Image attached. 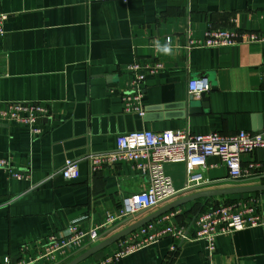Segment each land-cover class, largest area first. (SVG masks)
<instances>
[{"label": "crops", "instance_id": "1", "mask_svg": "<svg viewBox=\"0 0 264 264\" xmlns=\"http://www.w3.org/2000/svg\"><path fill=\"white\" fill-rule=\"evenodd\" d=\"M0 13L6 15L0 103H43L51 115L38 119L41 133L35 137L24 126L0 123V159L26 175L16 181L0 170V264L4 257L12 263L35 258L45 238L62 235L70 223L83 230L100 225L106 215L118 214L122 195L147 187V177L130 163L91 171L87 157L113 152L119 135L142 130L260 133L252 130L258 124L264 131V47L184 48L188 35L200 40L208 27L264 34V0H0ZM154 60L163 70L146 74L143 115L125 113L126 65ZM198 78L210 83L207 108L199 99L187 103V83ZM67 160L78 161L75 180L60 175ZM240 160L243 167H260L233 181L219 159L211 157L198 189L190 191L185 165L164 164L175 196L114 226L103 239L193 193L264 185V151L243 154ZM239 200L264 209L263 192L201 199L164 216L191 238L202 210ZM114 249L113 244L80 264H96ZM117 264H264V227L216 237L212 254L204 241L164 238Z\"/></svg>", "mask_w": 264, "mask_h": 264}, {"label": "built area", "instance_id": "2", "mask_svg": "<svg viewBox=\"0 0 264 264\" xmlns=\"http://www.w3.org/2000/svg\"><path fill=\"white\" fill-rule=\"evenodd\" d=\"M5 19L6 15L0 13V38L4 35ZM252 43L264 47V34L242 31L234 27H208L200 40L188 35L184 48H221ZM162 70L163 64L157 60L151 63L133 61L126 65L125 73L129 79L121 96L125 113L139 117L143 115L141 99L146 74L155 75ZM210 88V83L205 78L193 79L187 83L188 94L195 99H199L201 94L208 93ZM50 116V108L47 104L0 103V123L24 126L33 137L41 133L37 124L38 119ZM258 149L264 151V131L260 133L238 131L232 135H223L215 131L191 134L181 130L161 132L142 130L119 135L113 152L87 157L91 171L97 173L116 163H130L147 177V187L136 193L122 195L118 214L106 215L100 225L83 230L75 223H70L62 235H48L45 238L43 251L35 258L12 263L9 257H4L1 264H37L39 262L52 264L60 258L66 259L71 252L75 254L83 247L96 245L105 237L100 238V236L114 226L134 218L142 211L157 207L176 194L171 180L163 172L164 164H184L187 173L186 188L191 189L201 184L202 172L211 157L219 159L227 171L228 179L233 181L243 179L251 170H257L260 165L250 163L243 167L240 157ZM0 170L16 181L26 178L22 172L13 170L5 159H0ZM60 175L65 180L77 179L79 177L78 161L67 160L60 170ZM195 224L196 229L191 238L204 241L208 252L212 254L215 250L216 237L230 235L243 229L264 227V209L257 204L249 207L243 200L228 204L218 203L197 215ZM164 238L183 241L191 239L181 229L172 226L168 222V217L163 215L158 218L155 226L148 224L117 241L113 252L97 261L96 264H117L126 256ZM171 250H174V246Z\"/></svg>", "mask_w": 264, "mask_h": 264}, {"label": "water", "instance_id": "3", "mask_svg": "<svg viewBox=\"0 0 264 264\" xmlns=\"http://www.w3.org/2000/svg\"><path fill=\"white\" fill-rule=\"evenodd\" d=\"M206 94H201L199 96V100L201 101V103H203L202 107L203 108H207L208 107V98L205 96ZM195 98H193V96H189L187 103L189 105H193L195 103ZM193 107V106H191ZM252 130L254 132H262L263 127L261 124L258 125H253ZM194 189H198V187L194 188ZM190 191V189H187ZM192 190V189H191ZM264 192V185H259V186H251V187H230V188H225V189H211V190H206V191H201V192H196L193 193L191 195L182 197L176 201H173L171 203H168L166 205H164L163 207H161L160 209L156 210L155 212H153L152 214L139 219L138 221H135L133 223H131L130 225H128L127 227H125L124 229L118 231L117 233H114L113 235H111L109 238L107 239H103L102 241H99L96 245L91 246V247H83L81 249H79L75 254H73L72 256L68 257L67 259L56 263V264H62L63 262H65L66 260H68L69 258L75 256L73 259H71L70 261H68L66 264H80L81 262L85 261L86 259L90 258L91 256L95 255L96 253L100 252L101 250L115 244L117 241L121 240L122 238L128 236L129 234L137 231L138 229L152 223L153 221L157 220L158 218H160L163 215H166L167 213L173 211L174 209L181 207L185 204L191 203L193 201H197V200H201V199H205V200H210L213 198H219V197H229V196H235V195H244V194H253V193H263ZM175 196V195H174ZM173 196V197H174ZM173 197L169 198L168 200L164 201L167 202L169 200H171ZM141 213V212H140ZM137 214L134 218L129 219L123 223H121L119 226L137 218L139 215ZM117 227L107 231L106 233L102 234L100 236V238L110 234L112 231H114ZM81 252V253H80ZM80 253V254H79Z\"/></svg>", "mask_w": 264, "mask_h": 264}, {"label": "clouds", "instance_id": "4", "mask_svg": "<svg viewBox=\"0 0 264 264\" xmlns=\"http://www.w3.org/2000/svg\"><path fill=\"white\" fill-rule=\"evenodd\" d=\"M163 51H164V52H169V51H170V48H169L168 46H165V47L163 48Z\"/></svg>", "mask_w": 264, "mask_h": 264}, {"label": "trees", "instance_id": "5", "mask_svg": "<svg viewBox=\"0 0 264 264\" xmlns=\"http://www.w3.org/2000/svg\"><path fill=\"white\" fill-rule=\"evenodd\" d=\"M236 196H239V195H235V196H229V197H226L227 199H231V198H235ZM241 196V195H240ZM205 200V199H204ZM205 210H202L200 213L204 212Z\"/></svg>", "mask_w": 264, "mask_h": 264}, {"label": "rangeland", "instance_id": "6", "mask_svg": "<svg viewBox=\"0 0 264 264\" xmlns=\"http://www.w3.org/2000/svg\"><path fill=\"white\" fill-rule=\"evenodd\" d=\"M115 245V244H114ZM40 263V262H39ZM39 263H37V264H39Z\"/></svg>", "mask_w": 264, "mask_h": 264}]
</instances>
